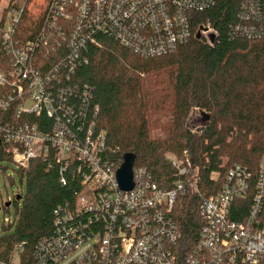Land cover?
Masks as SVG:
<instances>
[{
	"label": "built area",
	"instance_id": "1",
	"mask_svg": "<svg viewBox=\"0 0 264 264\" xmlns=\"http://www.w3.org/2000/svg\"><path fill=\"white\" fill-rule=\"evenodd\" d=\"M215 5L216 0H48L43 23L26 41L19 38L23 7L10 8L3 21L0 15V54L9 62L8 70H0V142L20 170L41 160L46 171L58 170L63 185L70 174L78 186L73 202L55 211L52 233L36 244L33 264H264V155L256 176L235 165L220 190L206 198L200 169L187 152L182 159L168 158L172 189L161 188L134 164V187L123 191L117 171L124 155L118 158L106 131L98 129L95 88L75 79L102 39L142 58L173 53L192 37L193 14ZM198 33L211 46L210 35L218 36L210 26ZM230 35L264 38L260 0H241ZM185 195L202 199V226L188 250L173 217ZM12 222L4 219L5 225Z\"/></svg>",
	"mask_w": 264,
	"mask_h": 264
},
{
	"label": "trees",
	"instance_id": "2",
	"mask_svg": "<svg viewBox=\"0 0 264 264\" xmlns=\"http://www.w3.org/2000/svg\"><path fill=\"white\" fill-rule=\"evenodd\" d=\"M47 3L44 0L32 14L29 4L11 0L0 11L1 19L5 20L10 8L23 7L19 38L33 39ZM240 6L241 0H216L211 10L193 14L192 37L163 57L142 58L114 40L102 39L100 47L90 48L88 64L76 72L78 83L95 88L94 99L100 106L97 125L106 131L109 149L118 158L135 154L136 168H146L163 189H172L175 182L167 152L189 154L200 169L199 189L204 198L220 190L226 173L235 165L257 175L264 155V38L231 37ZM201 26H210L217 33L213 46L204 37L197 38ZM1 45L0 33V49ZM8 67V60L0 54V70ZM194 109L210 116L202 125L201 136L186 126ZM156 116L172 119L165 139H151ZM7 149L0 142V163L11 162ZM46 169L45 163L35 160L29 169L19 170L22 187L18 196L23 205L18 206L13 222L3 225L0 264H13L16 252L20 264H33L36 244L52 233L55 211L73 202L76 181L68 174L63 185L57 169ZM201 197L185 195L174 208L173 217L187 250L202 226L197 212ZM20 200L15 198L14 203ZM247 208L248 202L243 212Z\"/></svg>",
	"mask_w": 264,
	"mask_h": 264
},
{
	"label": "rangeland",
	"instance_id": "3",
	"mask_svg": "<svg viewBox=\"0 0 264 264\" xmlns=\"http://www.w3.org/2000/svg\"><path fill=\"white\" fill-rule=\"evenodd\" d=\"M15 1V0H13ZM17 2L29 4L31 8V13L34 14L38 11V9L43 4L44 0H31L30 2L28 0H16ZM11 0H0V11L9 4ZM158 119V120H156ZM157 124H155L152 127L151 130V139H165L169 136L171 132V128H169L170 122L172 121L170 116H156ZM203 123V117L201 116L200 112L197 109H194L191 114L189 115L188 121H187V128L189 131H191L192 134L201 136L202 135V125ZM162 125V126H161ZM183 153L181 155H178L173 152H167L165 154L166 159L169 157H176L179 159H182ZM189 157V154H188ZM190 158V157H189ZM226 160H224L225 162ZM231 166V165H230ZM19 168L16 167L11 162H2L0 163V207L8 201V199H11L12 204L9 208H1L0 210V233L3 231V225H4V219L10 218L12 221L15 218V215L19 208L23 205V200H20L17 203H14V199L16 196L20 195L21 187H22V181L19 176ZM12 179H14V183H12ZM4 202V203H2ZM12 263L13 264H20V255L18 252H16L12 257Z\"/></svg>",
	"mask_w": 264,
	"mask_h": 264
},
{
	"label": "water",
	"instance_id": "4",
	"mask_svg": "<svg viewBox=\"0 0 264 264\" xmlns=\"http://www.w3.org/2000/svg\"><path fill=\"white\" fill-rule=\"evenodd\" d=\"M197 38H200V34H197ZM210 41L215 43V36L212 34L210 35ZM203 117V122H208L210 120V116L202 112L200 113ZM137 161V156L133 153H126L123 156V163L120 166L119 170L117 171V180L121 190L123 191H131L134 187V180H133V167L135 162ZM20 196H16V200H20ZM12 202L5 203V207L9 208ZM1 210V209H0Z\"/></svg>",
	"mask_w": 264,
	"mask_h": 264
}]
</instances>
